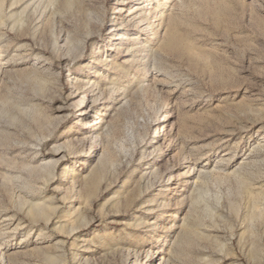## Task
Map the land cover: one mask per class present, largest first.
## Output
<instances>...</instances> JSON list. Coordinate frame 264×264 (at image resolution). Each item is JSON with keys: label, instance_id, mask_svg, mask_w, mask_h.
<instances>
[{"label": "rangeland", "instance_id": "374dc122", "mask_svg": "<svg viewBox=\"0 0 264 264\" xmlns=\"http://www.w3.org/2000/svg\"><path fill=\"white\" fill-rule=\"evenodd\" d=\"M156 1L0 0V264H264V0Z\"/></svg>", "mask_w": 264, "mask_h": 264}, {"label": "bare ground", "instance_id": "6f19581e", "mask_svg": "<svg viewBox=\"0 0 264 264\" xmlns=\"http://www.w3.org/2000/svg\"><path fill=\"white\" fill-rule=\"evenodd\" d=\"M123 1V0H122ZM145 2H144V5L141 7V9L139 8V9H137L138 11H140V12H145V13H147V14H152L153 16L154 15H156V14H158V18L159 17H161L162 16V10L160 9L159 11V13H158V11H157V9H159V4L157 3V1L156 0H144ZM138 11H133V18H132V21H134V22H138L139 24L141 23V22H143L144 21V16H142L141 14H140V12H139V14H136V13H138ZM144 15V14H143ZM149 16V15H148ZM155 17V16H154ZM153 18V17H152ZM157 18V17H156ZM146 20V19H145ZM116 26H114V31H116L117 30V28H115ZM151 29V27H148L146 30L147 31H149ZM152 33H153V31H152ZM77 103V102H76ZM73 104H75V103H73Z\"/></svg>", "mask_w": 264, "mask_h": 264}]
</instances>
